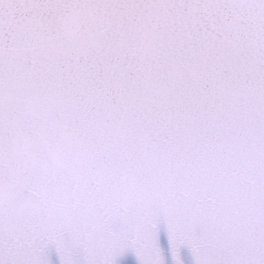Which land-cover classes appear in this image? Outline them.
<instances>
[{"label":"water","instance_id":"1","mask_svg":"<svg viewBox=\"0 0 264 264\" xmlns=\"http://www.w3.org/2000/svg\"><path fill=\"white\" fill-rule=\"evenodd\" d=\"M0 264H264V0H0Z\"/></svg>","mask_w":264,"mask_h":264}]
</instances>
